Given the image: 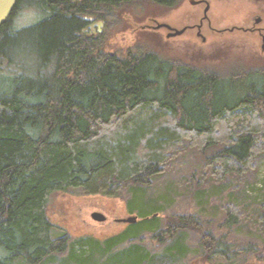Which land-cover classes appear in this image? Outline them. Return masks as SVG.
Instances as JSON below:
<instances>
[{
  "label": "trees",
  "instance_id": "1",
  "mask_svg": "<svg viewBox=\"0 0 264 264\" xmlns=\"http://www.w3.org/2000/svg\"><path fill=\"white\" fill-rule=\"evenodd\" d=\"M138 1L171 10L183 0H18L0 29V264H94L97 256L96 264H182L190 254L206 264L264 263L262 249L237 250L200 213H161L153 184L188 143L203 177L218 184L209 193L199 181L193 196L206 206L228 191L220 227L253 224L264 237V189L247 178L264 155V67L213 70L142 48L106 53L108 29ZM28 8L42 19L16 30L13 19ZM26 51L33 75L16 57ZM230 175L247 186L234 188ZM77 189H124L130 214L140 194L145 216L103 240L56 236L49 200ZM148 235L161 248H149Z\"/></svg>",
  "mask_w": 264,
  "mask_h": 264
},
{
  "label": "rangeland",
  "instance_id": "2",
  "mask_svg": "<svg viewBox=\"0 0 264 264\" xmlns=\"http://www.w3.org/2000/svg\"><path fill=\"white\" fill-rule=\"evenodd\" d=\"M211 1L213 24L220 28L246 24L255 13L264 17V0ZM190 8L187 4H183L178 9L168 10L151 3L136 2L133 6L124 9L121 14L122 21L118 25L108 29L110 33L104 44V51L124 56L129 51L136 52L142 48L146 51L156 52L164 59L178 60L213 70H224L235 66L264 67V52H262L261 44L256 37L230 34L224 37L210 38L208 42L202 43L198 39L189 37L169 38L165 30H153L145 27L147 24L152 25L155 20L175 25L186 11L191 10ZM41 19L39 12L35 13V9L28 8L17 15L12 22L13 27L16 26V30L20 31L37 24ZM96 25L100 28L102 24L97 22ZM20 40L16 39L13 42L23 43L21 48L28 45L27 42ZM16 57L25 66V73L33 75L32 72L36 67L28 51L23 54V57ZM207 153L210 154L211 150ZM202 161L201 154H198V151L190 147L188 143L178 149L176 158L170 162L171 165L153 183L159 190L160 198H163L161 213H200L201 217L210 221L209 230H214L218 235L225 236L237 250L254 244L264 251V237L258 232L257 226L247 223L246 228L234 227L227 230L220 227L219 224L224 218L221 209L227 202L228 191L224 190L220 194H214L206 206L200 203L197 195L193 196L192 190L199 181L209 193H211L212 187L218 185L211 179L210 173L203 177L204 169L200 166ZM249 177L252 179L251 184L264 189V155L256 163L255 171L248 174L247 178ZM227 181L233 182L234 188L247 186V183L243 179L240 181L236 175L228 176ZM111 193L110 195L89 194L77 189L53 195L49 200L48 216L53 224L55 235H65L71 241L89 236L103 240L122 232L129 225L119 222V220L136 216V214L140 218L145 216L141 211L145 210L147 205L140 194L134 201V207H138L137 212L130 214L126 206V199L130 195L128 191L123 189ZM215 208L218 209L217 213H214ZM94 212L103 213L107 217L106 222L94 221L92 219ZM198 239L199 236L192 232L187 236L189 245L195 250L199 245ZM144 242L151 249L161 248L155 241L149 239V235L144 238ZM78 249L80 247L76 246L75 252L78 253ZM86 249L89 251L87 247ZM101 259L100 256H97L96 263ZM198 259V255L190 254L182 264H206L199 263ZM240 261L236 264H264ZM46 264H66V262L61 263L54 260Z\"/></svg>",
  "mask_w": 264,
  "mask_h": 264
},
{
  "label": "flooded vegetation",
  "instance_id": "3",
  "mask_svg": "<svg viewBox=\"0 0 264 264\" xmlns=\"http://www.w3.org/2000/svg\"><path fill=\"white\" fill-rule=\"evenodd\" d=\"M183 4H187L189 7H191V10L186 11L177 24L172 25L165 21L160 22L155 20L152 25L147 24L145 27L153 30H165L167 35L176 34L179 32L181 34L170 38L176 39L181 37H189L198 39L202 43H206L210 38L214 37H224L230 34H245L247 36L256 37L259 40V43L262 45L264 38V17L262 15L255 13L246 24L220 28L213 24L214 21L211 0H194V3H191L188 0H183L182 3L174 9H178ZM163 23L167 24L171 29H156L157 25Z\"/></svg>",
  "mask_w": 264,
  "mask_h": 264
},
{
  "label": "water",
  "instance_id": "4",
  "mask_svg": "<svg viewBox=\"0 0 264 264\" xmlns=\"http://www.w3.org/2000/svg\"><path fill=\"white\" fill-rule=\"evenodd\" d=\"M188 1H190L191 3H194V0H188ZM17 3H18V0H0V29L10 19ZM161 28L169 29L170 27L164 23L159 24L156 27V29H161ZM179 34H181V33L178 32L176 34H169L168 37L170 38V37H173V36H176ZM261 50L264 51V38L262 41ZM92 219L96 222L104 223V222H106L107 217L101 212H94L92 214ZM119 222H122L124 224H135L138 222V217L137 216H129L127 218H123V219L119 220Z\"/></svg>",
  "mask_w": 264,
  "mask_h": 264
}]
</instances>
